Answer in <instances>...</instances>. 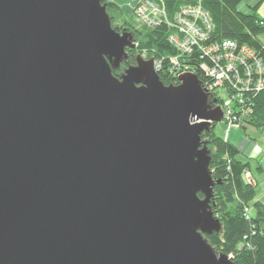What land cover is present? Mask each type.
Here are the masks:
<instances>
[{"label": "water", "instance_id": "water-1", "mask_svg": "<svg viewBox=\"0 0 264 264\" xmlns=\"http://www.w3.org/2000/svg\"><path fill=\"white\" fill-rule=\"evenodd\" d=\"M106 9L0 0V264H232L204 238L222 108L154 58L113 75L134 44Z\"/></svg>", "mask_w": 264, "mask_h": 264}, {"label": "trees", "instance_id": "trees-1", "mask_svg": "<svg viewBox=\"0 0 264 264\" xmlns=\"http://www.w3.org/2000/svg\"><path fill=\"white\" fill-rule=\"evenodd\" d=\"M151 1L166 5L171 18L177 9L190 3L189 0ZM240 1L204 0L203 7L212 29L209 40L202 43L208 45L210 41L232 40L238 45L246 44L255 50L262 67L260 76L251 73V80L255 81L258 77L264 80V44L259 38L264 33V20L255 11L246 13L239 10ZM102 3L107 6L111 27L119 33L128 32L133 37V49L126 48L127 56L119 68L112 69L113 75L119 76L125 68L134 65L138 54L159 62L158 76L164 85L177 84L176 77L183 71H192L200 79L205 75L200 63L210 65L207 56L196 47L189 53L177 50L168 41V34L171 33L168 25L163 22L155 26L147 25L140 22L134 12L131 13L132 17L126 16L112 0H102ZM173 58L176 59V65L171 63ZM237 86L229 79L224 83V90L233 95L240 90ZM253 86L240 90L243 101L236 102L234 115L240 113L238 106L244 108L246 115L241 126L264 131V90H257ZM201 142L207 145L211 156L209 170L216 182L211 211L213 217L219 218L221 227L218 232L204 235V238L218 254L229 256L232 264H264V203L255 199L256 183L252 179L251 182L245 180L250 167L249 161L240 159L245 151H240L237 145L219 137L214 128L203 132Z\"/></svg>", "mask_w": 264, "mask_h": 264}, {"label": "built area", "instance_id": "built-area-1", "mask_svg": "<svg viewBox=\"0 0 264 264\" xmlns=\"http://www.w3.org/2000/svg\"><path fill=\"white\" fill-rule=\"evenodd\" d=\"M189 2L190 3L185 6L177 9L170 19L167 17V12L165 13L160 7L161 5L151 0H145L143 6L137 11V15H139L137 19L139 18L138 20L140 22L151 26L163 22L170 28L177 27L176 31H171V33L168 34V41L170 44L175 46L181 53H189L196 47L202 51L204 56H207L210 65L203 62L200 63V68L205 75L202 76L201 79L199 78V80L201 87L205 90L210 99L213 97V99L219 100L216 94V90H218L217 87L223 91L225 89L224 83L229 79H232L234 86L238 85L237 87L240 90L252 87L253 85V88L260 90V87L258 88L260 82L257 80L261 79V77L256 78L255 81L251 80L252 72L260 76L262 71L261 63L258 61L255 53L251 54L247 50V47L245 48L243 45L240 46L232 40L210 41L208 45L203 44V41L209 40V32L212 29V23H208L209 17L207 12L205 13L203 7L204 0H189ZM171 63L176 65V59H171ZM154 67L159 70L158 61H155ZM185 72L189 71H183L181 73ZM256 82H258V84ZM240 90L233 95L227 94L225 90L224 92L229 97H233L232 101L236 99V101L242 103L243 100ZM229 102H231V99L226 102L223 101V103L221 101L219 102L223 111V120L234 115L232 102L231 104H229ZM239 112H241V110H239ZM236 115L237 114L234 115V119ZM245 180L246 182H251L249 173L246 175Z\"/></svg>", "mask_w": 264, "mask_h": 264}, {"label": "crops", "instance_id": "crops-1", "mask_svg": "<svg viewBox=\"0 0 264 264\" xmlns=\"http://www.w3.org/2000/svg\"><path fill=\"white\" fill-rule=\"evenodd\" d=\"M112 1L119 5L116 0ZM242 5L249 8L250 11L246 13L255 11L258 17L264 20V0H241L238 8ZM119 6L121 7V5ZM121 9L124 11L122 7ZM244 133L245 136L238 138L233 144L237 145L240 151H245V153L240 155V159L250 162L248 172L251 175L252 181L256 183L255 199L264 203V132L256 131L253 128H246Z\"/></svg>", "mask_w": 264, "mask_h": 264}, {"label": "rangeland", "instance_id": "rangeland-1", "mask_svg": "<svg viewBox=\"0 0 264 264\" xmlns=\"http://www.w3.org/2000/svg\"><path fill=\"white\" fill-rule=\"evenodd\" d=\"M116 1L124 9L125 15L129 16V17H132V15H131L132 12H134V15H136V17L137 16L139 17V15H137L138 14L137 11L141 6H143V3H145V0H116ZM160 7L164 10L165 13L167 12L166 5H161ZM238 9L242 10L243 12H249L250 11L249 8H247L245 5L240 6ZM159 16H161V15H159ZM167 17L171 19V17L168 14H167ZM208 23H211L210 18H208ZM176 30H177V27L171 28V31H176ZM260 41L264 44V34L263 35L261 34ZM242 45L245 48L247 47L248 48L247 50L251 54H254V51H255L254 49H251L246 44H242ZM242 45H240V46H242ZM255 55H256V53H255ZM257 81L260 82V85H261V86L258 85V88L260 87L261 90H264L263 80L259 79ZM258 82H256V83L258 84ZM217 89L218 90H216V92H217V98L219 99L218 101L219 102L221 101L223 103V101L226 102L227 100L229 101V99H231L232 108H233L236 105V102H237L236 99H234L232 101V99H233L232 96L229 97L224 92V90L222 91L219 87H217ZM231 102H229V104H231ZM238 108H239V110H241V112L238 115H236L235 119H234V115H233V116H230L229 118L224 119L222 123H217L214 126V130H215L216 134L224 140L225 139L229 140L231 143L236 142L238 138L245 136L244 131L246 130V128H250L247 126H246V128H243L241 126L242 123L244 122L243 117H245V115H246L245 114L246 110L242 107H239V106H238ZM257 131H259V130H257ZM260 132H264V131H260ZM249 175H250V173H249ZM250 179H251V175H250Z\"/></svg>", "mask_w": 264, "mask_h": 264}, {"label": "flooded vegetation", "instance_id": "flooded-vegetation-1", "mask_svg": "<svg viewBox=\"0 0 264 264\" xmlns=\"http://www.w3.org/2000/svg\"><path fill=\"white\" fill-rule=\"evenodd\" d=\"M143 58H144V57H143ZM144 59H146V58H144ZM122 62H123V61H122ZM122 62H121V63H122ZM121 63H120V64H121ZM119 66H120V65H119ZM118 68H119V67H118ZM115 69H117V68H115ZM121 74H122V73H121ZM121 74H120V75H121ZM120 75H119V76H120ZM212 100H213V99H210V100H209V104H208V106H209L210 108H213L214 106H220L219 101H216L215 103H213Z\"/></svg>", "mask_w": 264, "mask_h": 264}]
</instances>
